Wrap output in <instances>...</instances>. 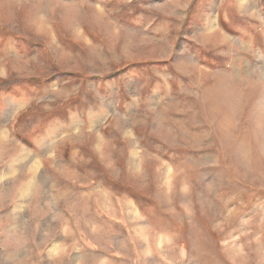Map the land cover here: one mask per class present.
Wrapping results in <instances>:
<instances>
[{"label":"rangeland","instance_id":"1","mask_svg":"<svg viewBox=\"0 0 264 264\" xmlns=\"http://www.w3.org/2000/svg\"><path fill=\"white\" fill-rule=\"evenodd\" d=\"M0 264H264V0H0Z\"/></svg>","mask_w":264,"mask_h":264}]
</instances>
